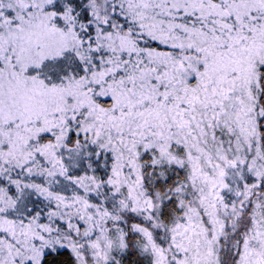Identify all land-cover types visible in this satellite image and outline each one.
Wrapping results in <instances>:
<instances>
[{"label":"snow or ice","instance_id":"obj_1","mask_svg":"<svg viewBox=\"0 0 264 264\" xmlns=\"http://www.w3.org/2000/svg\"><path fill=\"white\" fill-rule=\"evenodd\" d=\"M0 264H264V0H0Z\"/></svg>","mask_w":264,"mask_h":264}]
</instances>
